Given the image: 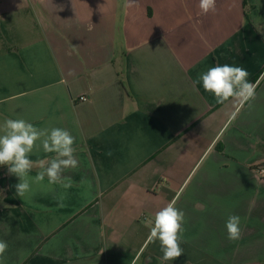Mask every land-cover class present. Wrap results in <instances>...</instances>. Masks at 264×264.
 <instances>
[{
	"label": "crops",
	"instance_id": "1",
	"mask_svg": "<svg viewBox=\"0 0 264 264\" xmlns=\"http://www.w3.org/2000/svg\"><path fill=\"white\" fill-rule=\"evenodd\" d=\"M127 3L0 0V122L67 129L79 161L64 189L33 179L54 155L34 150L24 197L0 166L2 264H161L147 220L173 199L184 254L164 264H264V0ZM217 64L245 68L255 99L205 92Z\"/></svg>",
	"mask_w": 264,
	"mask_h": 264
},
{
	"label": "clouds",
	"instance_id": "2",
	"mask_svg": "<svg viewBox=\"0 0 264 264\" xmlns=\"http://www.w3.org/2000/svg\"><path fill=\"white\" fill-rule=\"evenodd\" d=\"M216 5L217 0H199V9L205 15L214 13ZM125 6H130L127 0ZM248 75L243 67L217 64L201 73L196 82L200 83L204 91L210 93L217 103L223 104L231 99L242 105L255 99L256 95L257 85L249 81ZM74 144L75 138L64 128H38L22 118H5L0 122V166H6L9 174L19 178L20 182L15 186L19 197H24L31 189L28 174L37 165H34L30 157L34 150L41 148L44 153L54 155L50 159L39 161L40 171L33 179L42 182L47 177L50 184H58L64 189L70 188L71 178L65 177L63 173L66 169L74 170L79 166ZM108 155H111L110 151ZM60 199L59 206L63 207V197ZM176 203V199H173L156 211L153 218L147 220L150 226L147 239L153 243L159 241L161 264L174 261L184 254L180 245L185 214L176 207ZM240 223L241 218L238 215L228 216L225 227L230 241L241 238ZM7 248V242L0 240V264Z\"/></svg>",
	"mask_w": 264,
	"mask_h": 264
},
{
	"label": "built area",
	"instance_id": "3",
	"mask_svg": "<svg viewBox=\"0 0 264 264\" xmlns=\"http://www.w3.org/2000/svg\"><path fill=\"white\" fill-rule=\"evenodd\" d=\"M80 100L81 101H86L87 97L86 96H82V97H80ZM259 173H260V175H262L264 177V166L259 168Z\"/></svg>",
	"mask_w": 264,
	"mask_h": 264
},
{
	"label": "trees",
	"instance_id": "4",
	"mask_svg": "<svg viewBox=\"0 0 264 264\" xmlns=\"http://www.w3.org/2000/svg\"><path fill=\"white\" fill-rule=\"evenodd\" d=\"M256 81V79H254L252 82H255Z\"/></svg>",
	"mask_w": 264,
	"mask_h": 264
}]
</instances>
